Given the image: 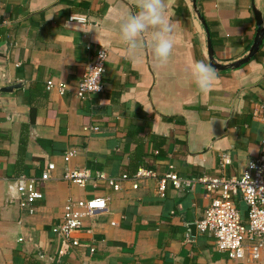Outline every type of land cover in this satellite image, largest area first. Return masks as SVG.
<instances>
[{"label": "crops", "instance_id": "obj_1", "mask_svg": "<svg viewBox=\"0 0 264 264\" xmlns=\"http://www.w3.org/2000/svg\"><path fill=\"white\" fill-rule=\"evenodd\" d=\"M138 3L0 0V87L20 84L0 91V264H264V249L257 260L228 258L196 224L221 192L196 179L239 176L259 156L264 128L252 108L264 103V38L246 64L213 68L208 91H199L192 76L194 62L209 64L208 36L220 64L248 53L254 9L264 15V0H195L202 20L192 0H164L174 47L163 66L151 31L134 58L126 53L119 23ZM98 46L108 50L103 88L78 98V82ZM48 80L66 83V91L47 90ZM90 126L99 131L85 129ZM68 149L75 154L66 162ZM49 163L56 166L52 178L37 181L43 198L23 204L11 181L37 177ZM170 164L192 186L168 183L162 196L156 178L141 179L136 188L123 181L119 191L62 179L66 169L93 177L150 168L161 177ZM94 197L105 198L106 209L82 219L73 234L78 245L52 232L69 201ZM238 208L245 222L247 206L239 201Z\"/></svg>", "mask_w": 264, "mask_h": 264}, {"label": "built area", "instance_id": "obj_2", "mask_svg": "<svg viewBox=\"0 0 264 264\" xmlns=\"http://www.w3.org/2000/svg\"><path fill=\"white\" fill-rule=\"evenodd\" d=\"M86 23L85 18H74ZM90 48V46H88ZM108 50L105 47L95 48L91 60L86 64L85 70L78 82L75 95L78 98H86L89 95L99 92L103 88V75L106 71ZM97 68V69H96ZM101 69L99 76V90L91 91L94 87L91 84V77ZM83 85V87H82ZM57 88L63 94L67 89L66 83L55 84L53 81L46 82V89ZM87 89V90H85ZM253 119L263 124L264 128V103H255L252 108ZM93 132L99 131L96 126L85 128ZM75 154V150L68 149L64 152V160L69 161ZM227 155L222 156V163H229ZM56 166L49 163L41 171L39 176H28L25 174L15 177L9 186L14 189L29 207L36 201L43 198V192L37 181L45 182L52 178V172ZM145 178L157 179V193L164 194L166 186L171 183L175 188L192 186V180L183 179L174 171V166L169 165L168 171L161 177L150 168H139L134 175L121 174L110 176L98 172L95 176L88 170L66 169L62 175L65 179L78 186H85L92 182L95 187L107 186L114 191L121 189V183L126 180H133V187L136 188L138 181ZM196 181L206 185V188H219L220 194L214 197L205 209L203 217L197 221V227L211 234L215 238V244L220 252L225 253L232 260H257L260 252L264 249V129L260 143L259 156L248 163L246 169L236 177L232 178H206L199 177ZM242 201L247 206L246 221L242 220L238 202ZM106 209V199L94 197L76 201H69L65 207L61 222L52 227V232L71 245H78V240L73 237L74 232L82 226V219L93 216ZM30 212L33 209L30 208ZM91 252L94 251L90 248Z\"/></svg>", "mask_w": 264, "mask_h": 264}, {"label": "clouds", "instance_id": "obj_3", "mask_svg": "<svg viewBox=\"0 0 264 264\" xmlns=\"http://www.w3.org/2000/svg\"><path fill=\"white\" fill-rule=\"evenodd\" d=\"M137 7L136 13L128 14L119 23L118 31L126 46V53L134 58L142 46L144 33L151 31L154 56L162 66L166 65L174 47L172 15L167 13L164 0H139ZM98 69L99 71L91 77V84L94 85L92 92L99 90L101 69ZM192 76L197 89L203 92L213 85L216 72L210 64L197 61L192 65Z\"/></svg>", "mask_w": 264, "mask_h": 264}, {"label": "water", "instance_id": "obj_4", "mask_svg": "<svg viewBox=\"0 0 264 264\" xmlns=\"http://www.w3.org/2000/svg\"><path fill=\"white\" fill-rule=\"evenodd\" d=\"M192 2H193V7L195 9V12H196L198 18L201 19L200 12L196 8L195 0H192ZM254 15L256 18L257 29H256V33H255V36L253 39V43H252L251 47L249 48L248 53L237 61H234V62L229 63V64H220V63L216 62V60L214 59V52L212 50L211 41H210V38L208 36V38H207L208 57H209V64L212 66V68H214L216 70H226V69L238 68V67L246 64L247 62H249L250 59L259 50V48L263 42V38H264V26H262V25H264V15L262 14V12H260L257 9H254ZM19 86H20V84H12V85L3 86V87H0V91L1 92H11L14 88L19 87ZM195 228H196V224H190V229L192 231H194Z\"/></svg>", "mask_w": 264, "mask_h": 264}]
</instances>
